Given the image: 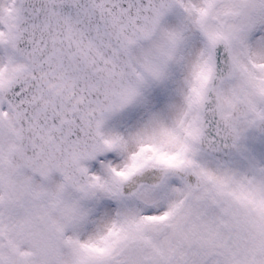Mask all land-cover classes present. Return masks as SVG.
<instances>
[{"label":"snow or ice","instance_id":"obj_1","mask_svg":"<svg viewBox=\"0 0 264 264\" xmlns=\"http://www.w3.org/2000/svg\"><path fill=\"white\" fill-rule=\"evenodd\" d=\"M0 264H264V0H0Z\"/></svg>","mask_w":264,"mask_h":264}]
</instances>
